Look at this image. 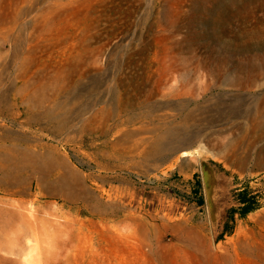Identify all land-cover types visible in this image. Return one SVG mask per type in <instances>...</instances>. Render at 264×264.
I'll return each instance as SVG.
<instances>
[{
  "label": "rangeland",
  "instance_id": "374dc122",
  "mask_svg": "<svg viewBox=\"0 0 264 264\" xmlns=\"http://www.w3.org/2000/svg\"><path fill=\"white\" fill-rule=\"evenodd\" d=\"M0 176V264H264V0H0Z\"/></svg>",
  "mask_w": 264,
  "mask_h": 264
},
{
  "label": "trees",
  "instance_id": "16d2710c",
  "mask_svg": "<svg viewBox=\"0 0 264 264\" xmlns=\"http://www.w3.org/2000/svg\"><path fill=\"white\" fill-rule=\"evenodd\" d=\"M235 201L239 204L234 206V212L240 211L242 215L247 214L252 209V203L250 202V198H248L245 190L236 191Z\"/></svg>",
  "mask_w": 264,
  "mask_h": 264
},
{
  "label": "bare ground",
  "instance_id": "6f19581e",
  "mask_svg": "<svg viewBox=\"0 0 264 264\" xmlns=\"http://www.w3.org/2000/svg\"><path fill=\"white\" fill-rule=\"evenodd\" d=\"M11 169H12V168H11ZM0 177H1V176H0ZM9 177H10V176H9ZM9 177H8V178H9ZM9 180H10V179H9ZM1 181H3V180H1ZM16 181H17V180H16ZM9 183H10V182H9ZM9 185H10V184H9ZM15 190H16V189H15ZM12 194H13V193H12ZM1 206H2V205H1ZM20 206H21V205H20ZM2 218H3V217H2ZM4 220H5V219H4ZM9 222H10V221H9ZM5 224H6V223H5ZM5 224H4V225H5ZM9 229H10V227H9Z\"/></svg>",
  "mask_w": 264,
  "mask_h": 264
}]
</instances>
